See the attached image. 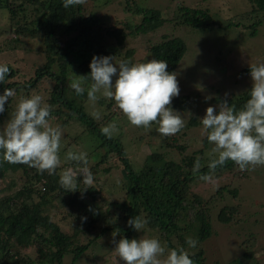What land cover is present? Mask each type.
I'll return each mask as SVG.
<instances>
[{"label": "rangeland", "instance_id": "1", "mask_svg": "<svg viewBox=\"0 0 264 264\" xmlns=\"http://www.w3.org/2000/svg\"><path fill=\"white\" fill-rule=\"evenodd\" d=\"M20 2H23L26 7L27 19L35 18L36 14L42 10L37 5L39 8L37 12L34 6H28L25 0H19L15 4L18 5ZM135 3L142 8L158 9L161 16L167 20L146 34L127 35L116 52L124 55L130 50L133 62H140V60L147 62L150 59L148 53L150 45L163 38L179 37L185 42L187 50L173 72L177 76L179 96L185 97V106L179 108L170 105L184 120V128L175 135L164 137L157 131L158 125L155 123L148 129L130 124L115 106V102L108 110L106 104H99L96 101L93 106L88 99H80V96L71 90H68L66 95L75 97L77 104L83 101L82 105L91 113L99 112V117L109 115L111 118L114 116L111 112L118 113V115L115 114L117 116H114V120H107L105 126L112 122L116 123L118 132L112 137L119 138L135 167H140L149 153L158 151L164 160L174 161L177 164H185L191 158L190 170L196 171L215 159V156L211 154L214 145L208 140L205 145L204 140L207 138L200 122L207 107L214 106L218 112V105L222 101L229 103L250 90L252 81L249 64L264 62V12L251 11L248 0H135ZM85 5L87 8L85 10L95 13L100 20L99 24L93 25L97 40L104 44L109 43L108 45L111 46L115 44V38L108 33L107 29L123 28L126 23L133 25L138 19L132 12L126 10L124 0H95V3L87 0ZM182 6L207 9L210 19L203 22L205 23L203 28L184 24L178 18ZM17 20L21 21L19 13L11 18L7 7H0V66H11L15 70V75L9 80L10 82L25 85L26 81L33 77L35 69L44 64L45 57L41 49L42 35H32L29 32L15 33ZM241 21L247 26H226L228 23H241ZM253 23H258L255 36L250 35L252 31L250 25ZM116 61L118 60L114 59V62ZM88 74L80 72L74 63L70 66L67 82L70 85L77 75ZM37 84L40 91L38 93L33 92V89L30 90L29 86L24 87L30 96L39 94L43 98V103L47 104L48 90L54 83L44 76ZM90 85L89 80L82 86L87 90ZM97 95L104 98L99 93ZM9 97L11 98L9 109L6 116L0 120V134L12 118L20 94L14 91V96ZM105 101L108 103L110 99L105 98ZM11 104H14V107ZM67 122L65 134L56 116L50 120L52 126H58L62 133L59 153L62 161L61 168L80 167L79 164L74 165L76 162L65 161L69 149L87 153L88 167L93 166L94 184L92 186L95 190L93 197L88 194L90 196L88 202L90 201L103 217L99 222L88 224L87 227L81 223L76 228H72L73 224L76 226L79 220L75 217L77 211L73 210L74 220L67 229L70 232L78 229L75 244L90 243L88 250L82 253L74 264H124L113 249V232L118 234L116 240L122 237L157 238L168 250L172 249L171 246L183 248L188 253L201 250L206 264H214L215 261L220 264H229L235 258L243 260L244 264H256V258L257 264H264V166L241 171L238 165L233 164L231 169L224 171L211 170L207 174L212 177L210 181L201 179L203 176L189 178L185 186V206L180 213L182 221H179L185 229L178 230L177 233L182 235L180 238L174 234L169 241L160 229L151 227L148 223L140 232L134 228L127 231L128 220L124 218V212L119 206L126 198V177L123 165L114 153L108 152L106 156L103 155L101 140L85 132L84 125L77 119ZM68 131L74 133L76 137L71 138ZM171 139L180 147H172L169 143ZM182 167L187 170L189 168L184 165ZM8 178L5 176L0 180V187L6 184ZM232 191H235V194ZM7 193L0 192V195ZM47 198L53 202L50 208L51 214L49 212L52 219L69 212L66 191L55 192L54 197L52 194H47ZM34 199L37 200L38 196L35 195ZM221 209L230 215L229 221L223 222L217 218ZM201 213L207 214L211 228L210 236L199 241L196 235L200 223L195 220V217ZM114 222L119 227L113 226L107 229ZM187 237L197 241L195 248L188 246ZM251 253L255 258L250 256ZM20 255L25 262L38 264L36 261L39 254L35 245L22 247ZM71 257L72 253H67L63 258V264H70Z\"/></svg>", "mask_w": 264, "mask_h": 264}, {"label": "trees", "instance_id": "2", "mask_svg": "<svg viewBox=\"0 0 264 264\" xmlns=\"http://www.w3.org/2000/svg\"><path fill=\"white\" fill-rule=\"evenodd\" d=\"M18 1L0 0V7H7L11 18L19 13L21 21H16L15 33L29 32L32 35H42L41 49L45 62L35 69L33 77L26 81L25 85L10 82L9 80L15 75V70L11 66H0L7 68L4 78L0 80V95H3L6 89H10L13 92L15 91L16 94H20V97H29L30 95L24 86H29L30 90L33 89V92L37 91L36 93H38L40 91H38L37 83L42 77L47 76L51 79L54 84L49 88V97H47V105L51 106L50 120L53 116H56L57 120H60L61 128H64L65 133L67 121L77 119L84 125L83 130L85 132L93 134L97 140H101L100 144L104 149L103 155L106 156L108 152H112L123 165L126 177V198L119 206L124 212V218L129 220L135 216H141L148 221L151 227L160 229L168 240L174 234L180 238L182 235L177 233L178 230L185 229L179 222L182 221L180 213L185 206V186L192 176H206L209 174L212 170L209 164L196 171H191V158L185 164H177L174 161L164 160L158 151H152L143 159L140 167H135L127 156L119 138H108L101 131L107 120H114V116H117L118 113L111 112L114 115L111 118H109V115L98 119L94 118L92 113L82 105L83 101L77 104L75 97L66 95L68 90L78 95L67 82L71 65L75 63L77 69L86 74L90 73L89 64L93 56H112L118 61L128 60L131 63H136L137 61L133 62L132 60L130 50L126 51L124 55H120L116 50L122 46L127 35L146 34L158 28L167 19L161 16L158 9L142 8L135 3V0H124L127 6L126 10L132 12L138 19L133 25L126 23L123 28L107 29L108 33L115 38V44L111 46L108 45L109 43L104 44L97 40L93 25L99 24L100 20L95 13L85 10L87 9L85 3L65 8L63 6L64 0H25L28 6L33 5L37 12L39 10L37 5L42 9L36 14L35 18L27 19L26 7L23 2L18 3V5L15 4ZM90 2L95 3V0H90ZM248 2L251 11L264 12V0H248ZM178 18L182 23L191 27L203 28L205 25L203 22L210 19V14L207 9L182 6ZM257 24L250 25L252 27L251 36L257 34ZM240 25L247 26L242 21L241 23H228L226 26ZM186 47L185 42L179 37H165L161 41L150 45L148 53L150 59L167 61V70L173 73L187 50ZM140 62L144 61L140 60ZM78 96H80V99H88L87 90L83 95ZM184 98L182 96L174 97L171 105L183 108L185 106ZM249 98L248 90L233 99V101H229V103L239 110ZM97 101L99 104H106L108 110L111 109L110 107L114 102L110 100L107 103L105 98L102 97H99ZM9 102H11L10 97L4 106V112L0 113V120L6 116ZM12 107H14V104ZM68 132L71 138L76 137L71 131ZM206 141L207 139L204 140L205 145ZM169 143L172 147L179 146L172 139ZM233 164L235 163L228 160L223 166H217L215 170L231 169ZM183 165L184 167L189 166L188 170L184 169ZM92 167L89 168L91 172ZM62 169L60 167L56 170V174L49 175L47 172L41 173L27 164H10L4 161L3 150H0V180L5 176L9 177L6 184L0 187V192H8L0 195L1 264H33L34 262H25L20 255L22 247L31 245H35L39 254L36 261L38 264H63V258L66 257L67 253H72L70 264H74L77 258L88 250L90 243L75 244L78 229H73L70 232L67 227L74 220L73 210L77 211L75 217H78L79 220L76 226L73 224L72 228H76L81 223L87 227L88 224L99 222L103 218L102 213H99L90 201L88 202L90 196H94L95 190L91 186L83 191L85 186L82 177H78L76 191H68L62 188L59 183V174ZM64 191L68 194V207H70V210L63 216L52 219L50 208L53 202L47 198V194H52L54 197L55 192ZM232 192L235 194V191ZM35 195L38 196L37 200L34 199ZM82 218H86V220ZM217 218L226 222L229 221L230 215H227L221 209ZM195 220L200 223L196 237L199 241H202L210 236L211 227L208 216L201 213L195 217ZM113 226L119 227L114 222L107 229ZM132 229L129 226L127 231ZM171 247L178 250L174 246ZM201 252L200 250L196 253H189L194 264H206ZM250 256L254 257L252 253ZM255 260L257 264L258 260L256 258ZM214 264L220 263L215 261ZM229 264H244V262L235 258Z\"/></svg>", "mask_w": 264, "mask_h": 264}, {"label": "clouds", "instance_id": "3", "mask_svg": "<svg viewBox=\"0 0 264 264\" xmlns=\"http://www.w3.org/2000/svg\"><path fill=\"white\" fill-rule=\"evenodd\" d=\"M86 0H64V7L82 5ZM88 75H77L70 87L83 95L85 81H91L87 89L88 100L95 105L98 93L113 100L115 106L127 120L136 127L148 129L153 123L158 125L160 135L167 137L177 134L184 128V120L170 105L178 97L180 88L175 73H170L168 63L164 60L150 59L147 62L131 63L128 60L114 62L112 56H93L89 64ZM252 81L250 98L239 110L222 101L216 107L209 106L200 122L208 142L214 147L211 154L215 156L209 167L213 171L231 160L241 171L264 166V62L249 64ZM7 72L0 67V80ZM14 95L6 89L0 95V113L5 110L9 96ZM51 106L43 103L39 94L20 97L12 118L0 134V150L4 161L10 164H27L39 172L56 174L61 167V130L50 123ZM94 118L99 112L93 111ZM108 138L118 132L115 122L101 129ZM65 161L82 165L78 168L68 167L59 174V183L68 191H76L78 177H82L86 191L94 184V176L88 167L86 152L69 149ZM199 163L197 162V167ZM210 181L212 177H201ZM82 191V192H83ZM86 220V218H82ZM128 225L140 232L148 221L135 216L127 221ZM118 234L112 233L114 251L124 264H194L189 253L183 249H166L157 238L116 240ZM189 247L195 248L197 241L186 238Z\"/></svg>", "mask_w": 264, "mask_h": 264}]
</instances>
